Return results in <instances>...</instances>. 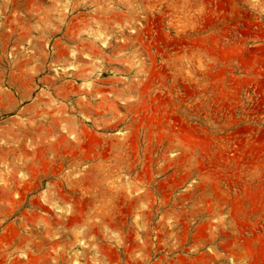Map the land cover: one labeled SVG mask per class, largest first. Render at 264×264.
I'll list each match as a JSON object with an SVG mask.
<instances>
[{
	"label": "rangeland",
	"instance_id": "rangeland-1",
	"mask_svg": "<svg viewBox=\"0 0 264 264\" xmlns=\"http://www.w3.org/2000/svg\"><path fill=\"white\" fill-rule=\"evenodd\" d=\"M0 264H264V0H0Z\"/></svg>",
	"mask_w": 264,
	"mask_h": 264
}]
</instances>
